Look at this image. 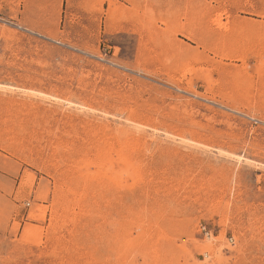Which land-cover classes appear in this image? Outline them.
I'll list each match as a JSON object with an SVG mask.
<instances>
[{
	"label": "rangeland",
	"instance_id": "rangeland-1",
	"mask_svg": "<svg viewBox=\"0 0 264 264\" xmlns=\"http://www.w3.org/2000/svg\"><path fill=\"white\" fill-rule=\"evenodd\" d=\"M0 264H264V0H0Z\"/></svg>",
	"mask_w": 264,
	"mask_h": 264
}]
</instances>
